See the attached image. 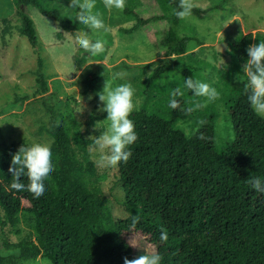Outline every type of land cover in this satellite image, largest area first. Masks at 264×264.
I'll use <instances>...</instances> for the list:
<instances>
[{
	"label": "trees",
	"instance_id": "1",
	"mask_svg": "<svg viewBox=\"0 0 264 264\" xmlns=\"http://www.w3.org/2000/svg\"><path fill=\"white\" fill-rule=\"evenodd\" d=\"M14 2L19 23L13 25L7 17L0 19L3 44L16 30L33 48L38 45L34 22L25 11L28 6L54 19L75 38L79 31L89 32L87 26L78 22L77 11L70 17L45 8L39 0ZM164 2L169 13L134 11L135 22L122 29L130 34L151 21L167 19L169 25L160 44L164 55H176L174 61L152 67L147 77L140 80L143 101L129 116L138 138L129 146L130 159L117 165L126 217L114 219L101 188L87 183V178L96 175V167L83 153L94 146L95 139L84 136L79 126L70 131L58 110L62 101H52L48 96L44 100L49 119L39 131L44 130L52 139L55 168L38 199L27 190L11 189L8 171L12 154L22 144L32 143L22 138L5 141L0 128V206L6 221L13 226L19 222L20 212L27 211L33 228L32 234L17 244L15 253L8 257L0 252V264L38 257L52 264H124L125 257L137 258L125 239V233L132 230L147 236L162 255L161 264H264V193L247 183L253 177L264 181V118L249 105L244 88L246 77L242 85L232 87L224 97L233 129V138L225 148L214 144L215 115L207 111L190 114L204 115L205 123L190 139L185 137L177 121L187 116L185 109L194 107L204 97L195 96L185 86L188 77L201 79L196 74L198 67L182 58L189 38L179 33L183 19L174 15L179 0ZM211 10L212 7L196 5L192 14L204 18ZM259 41H264V31L240 33L230 43V77L244 72L247 48ZM177 65H182L180 74L163 89L162 78ZM150 66L151 62L144 65ZM96 80L93 74L86 77L82 92L94 88ZM35 81L36 94L45 93L48 85L40 56ZM177 88L183 95L176 97L179 107L172 109L171 93ZM200 134L206 139L197 138ZM21 182L27 185V178L22 177ZM23 200L28 205L24 206ZM135 214L140 220L133 225ZM162 228L167 231V242L160 240Z\"/></svg>",
	"mask_w": 264,
	"mask_h": 264
},
{
	"label": "rangeland",
	"instance_id": "2",
	"mask_svg": "<svg viewBox=\"0 0 264 264\" xmlns=\"http://www.w3.org/2000/svg\"><path fill=\"white\" fill-rule=\"evenodd\" d=\"M39 1L45 8L57 10L70 17L77 11L68 7L70 0ZM194 3L202 8L212 7V10L204 18L192 14L182 20L179 33L189 38L187 51L182 54V58L184 62L198 67L196 74L202 82L211 84L220 92L219 99L199 109L202 112L207 111V114L214 113V144L220 149L225 148L233 138L224 97L232 87L242 85L246 78L244 72L232 77L228 75L231 66L230 43L240 33L264 31V0H194ZM166 7L164 0H126L123 12L116 10L110 12L104 7L103 0H96V10L102 14L108 31L88 28L87 33L90 37L93 39L103 37L107 41L105 52L92 56L80 48L76 38L70 32L61 29L54 19L43 15L35 7L28 6L25 11L34 22L38 45L33 48L27 38L16 30L6 38L5 44L0 40V128L3 139L10 141L22 138L31 143H51L50 135L44 130L39 131V127L46 124L49 119L48 107L44 100L49 98L48 96L52 101H62L58 110L63 114L70 131L79 126L84 136L92 139L106 130L109 123L105 120L107 113L99 110L103 107L99 93L105 84L115 87L131 82L135 88L134 100L137 109L143 101L140 80L147 77L152 67L159 63L172 62L176 55H164V48L160 44L169 25L167 19L151 21L130 34L122 32V29L130 27L135 22L134 11L144 14H167L169 10ZM16 9L14 0H0V19L10 18L12 24L17 25L19 18ZM127 9L131 11L126 13ZM81 32L85 31H79L78 35ZM38 56L42 58V71L48 85L47 91L43 94H36L38 85L35 81V71ZM149 62L151 66L144 67ZM73 67L80 72L75 83L73 82L75 73H70ZM181 67L182 65L175 66L162 78L163 89L180 74ZM90 74L97 79L95 87L83 93L84 80ZM204 118V115H187L181 117L177 125L185 131L195 127L196 123ZM83 156L91 158L96 167V175L87 178L88 185L101 188L108 199V206L114 219L126 217L117 166H103L99 162L100 154L94 150V146L88 147ZM22 204L26 206L28 202L23 200ZM27 215L28 212L22 210L19 222L13 226L6 221L0 206L2 254L9 257L16 252L17 244L25 236L32 234L33 228L28 223ZM125 239L137 258L144 254L143 248L149 251L154 249L147 236L140 231L126 232ZM131 244H139L141 247H133ZM12 264L52 263L38 257L33 260H15Z\"/></svg>",
	"mask_w": 264,
	"mask_h": 264
},
{
	"label": "clouds",
	"instance_id": "3",
	"mask_svg": "<svg viewBox=\"0 0 264 264\" xmlns=\"http://www.w3.org/2000/svg\"><path fill=\"white\" fill-rule=\"evenodd\" d=\"M104 7L108 11L116 10L123 12L126 7V0H103ZM77 10V20L79 23L93 30L108 31L102 14L96 10V0H70L69 6ZM196 7L194 0H179L178 9H174V15L179 19H186L192 15V9ZM2 27V25H0ZM59 30V29H57ZM76 43L85 52L92 56H97L105 52L106 39L97 37L93 39L87 32H81L76 37ZM248 59L243 65V71L248 82L244 85L247 100L253 111L261 118H264V41L250 45L247 48ZM175 59V58H173ZM224 62L221 59V65ZM70 73H75V80L79 78L80 72L73 67ZM185 86L195 96L206 98L194 104V107L185 109V115L206 107L219 99L220 92L211 84L202 82L199 79L188 77L185 79ZM77 91V89H75ZM182 91L177 88L172 93L170 107L176 109L179 107V100L176 97L182 96ZM135 88L131 82H125L115 87L105 84L103 90L99 93V100L103 102V107L99 110L107 113L106 121L108 125L106 130L94 140V150L100 154V163L103 166H117L120 162H127L131 155L129 148L138 138L135 131L133 120L129 118L136 109L134 100ZM205 123L199 120L195 127L185 130V137L190 139L199 132V128ZM199 139H206L203 134L198 135ZM51 143L34 142L29 146L23 144L12 154L11 164L8 171L11 173V189L16 191L27 190L33 194L34 198H39L45 192V180L50 178L55 165L52 161ZM27 178V185L21 182V178ZM253 189L264 193V181L258 177L250 178L247 181ZM140 220L138 214L132 216V223L135 225ZM160 240L167 242L168 234L165 229H161ZM133 247H141L139 244H131ZM144 249V254L138 258H124V264H161L162 255L152 249Z\"/></svg>",
	"mask_w": 264,
	"mask_h": 264
}]
</instances>
